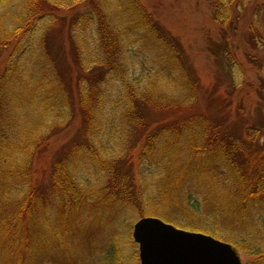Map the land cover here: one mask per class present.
Returning a JSON list of instances; mask_svg holds the SVG:
<instances>
[{
  "label": "trees",
  "instance_id": "16d2710c",
  "mask_svg": "<svg viewBox=\"0 0 264 264\" xmlns=\"http://www.w3.org/2000/svg\"><path fill=\"white\" fill-rule=\"evenodd\" d=\"M211 4L221 45L210 50L237 89L244 84L229 44L251 5L264 49V3ZM11 49L0 76V264H50L49 251L76 259L77 240L99 224L107 231L97 264H126L125 237L137 263L132 230L145 217L264 264L261 126L233 93L201 83L153 11L140 0H0V56ZM77 116L69 154H57L48 183L38 184L36 159ZM161 208L182 211V220L147 214Z\"/></svg>",
  "mask_w": 264,
  "mask_h": 264
},
{
  "label": "rangeland",
  "instance_id": "374dc122",
  "mask_svg": "<svg viewBox=\"0 0 264 264\" xmlns=\"http://www.w3.org/2000/svg\"><path fill=\"white\" fill-rule=\"evenodd\" d=\"M150 11H153L159 21L167 28L174 36H176L183 45L186 53L190 58V62L200 78L204 86H212L218 83L221 86V92L233 93L235 103L243 102L246 111L251 115L252 123L258 127L261 126V133L264 142V69H259L254 63V59H259L264 63V49L255 42L252 29L251 5L244 8L245 13H241L242 17L238 22V34L235 44H229V47L234 53L235 60L239 64V70L243 80V86L235 89L231 87V80L224 69L220 60L211 52V47L221 45V37L219 36L221 27L213 18L214 8L211 0H140ZM254 4H262L264 0H253ZM233 16V15H232ZM232 44V45H231ZM68 47V43L66 42ZM13 50L4 53L0 56V76L4 71L6 61L12 54ZM261 88V94L259 89ZM260 112L257 114V109ZM258 117V118H257ZM80 126V119L77 118L73 123L60 134L54 136L48 144L46 152L42 157L37 158L34 165V177L37 183L47 184L50 174L52 159L59 154V157H66L69 152V143L77 134ZM264 144V143H263ZM67 145V146H66ZM139 149L134 152V162L137 163V155ZM138 165V163H137ZM133 213L129 214L127 225L131 222ZM148 215H158L167 222H173L169 218L175 214L178 221L182 220L184 213L180 210H172L161 208L148 212ZM135 218H137L135 216ZM134 218V219H135ZM175 225L178 226L175 222ZM124 234L129 233L128 227H124ZM107 227L103 224L92 228L89 236H81L74 245L78 253L76 259H63L60 252L46 253V258L43 262L50 264H97L99 257L105 246L104 233ZM126 238V242L121 249L125 258L126 264H140L139 259L136 263L133 260L135 254L134 245ZM57 250L54 251H59ZM242 264H249L253 258L245 255L237 250Z\"/></svg>",
  "mask_w": 264,
  "mask_h": 264
},
{
  "label": "water",
  "instance_id": "95a60500",
  "mask_svg": "<svg viewBox=\"0 0 264 264\" xmlns=\"http://www.w3.org/2000/svg\"><path fill=\"white\" fill-rule=\"evenodd\" d=\"M132 238L140 264H242L231 244L179 229L159 218L138 220Z\"/></svg>",
  "mask_w": 264,
  "mask_h": 264
}]
</instances>
